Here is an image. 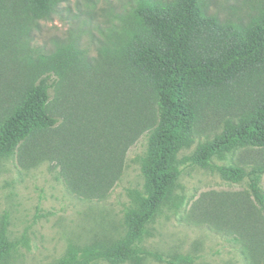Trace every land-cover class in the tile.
Listing matches in <instances>:
<instances>
[{
    "label": "rangeland",
    "instance_id": "374dc122",
    "mask_svg": "<svg viewBox=\"0 0 264 264\" xmlns=\"http://www.w3.org/2000/svg\"><path fill=\"white\" fill-rule=\"evenodd\" d=\"M205 4L241 27L264 10V0ZM138 5L69 0L44 12L25 0H0V120L48 74L56 80L50 109L60 118L0 159V264H57L72 244L116 240L127 230L157 118L152 80L133 63L135 47L149 40ZM262 99L264 67L204 95L178 155L182 175L148 225L142 247L152 254L140 264H264V214L250 180H226L191 160L200 143ZM212 163L264 167V147L241 146Z\"/></svg>",
    "mask_w": 264,
    "mask_h": 264
},
{
    "label": "trees",
    "instance_id": "16d2710c",
    "mask_svg": "<svg viewBox=\"0 0 264 264\" xmlns=\"http://www.w3.org/2000/svg\"><path fill=\"white\" fill-rule=\"evenodd\" d=\"M25 1L50 12L69 0ZM136 13L149 40L135 47L133 63L152 80L157 103L156 123L150 128L142 160L143 191L127 211V230L120 238L72 244L57 264L99 260L140 264L152 254L142 243L149 223L182 175L178 155L190 143L204 95L264 67V10L242 27L223 23L209 13L205 0H139ZM55 85L50 74L41 77L0 120V159L12 156L36 134L59 125L60 118L50 109ZM246 145L264 147V99L238 124H230L213 139L200 143L191 160L202 167H216L224 179L235 183L248 178L264 214L263 166L247 170L212 163L214 156Z\"/></svg>",
    "mask_w": 264,
    "mask_h": 264
}]
</instances>
